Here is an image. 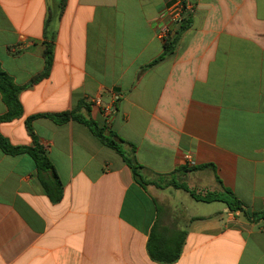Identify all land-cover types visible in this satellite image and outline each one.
Listing matches in <instances>:
<instances>
[{"label": "crops", "instance_id": "1", "mask_svg": "<svg viewBox=\"0 0 264 264\" xmlns=\"http://www.w3.org/2000/svg\"><path fill=\"white\" fill-rule=\"evenodd\" d=\"M176 1L190 10L171 38L186 28L164 53L157 30ZM47 44L50 69L32 82ZM0 68L22 87L21 117L0 123L12 146H32L28 117L77 110L133 146L154 183H136L85 125L35 118L62 197L51 203L27 154L0 151V264H160L146 251L155 223L184 232L171 264H264V219L169 184L226 189L248 215L264 212V0H0ZM187 198L202 212L188 214Z\"/></svg>", "mask_w": 264, "mask_h": 264}, {"label": "trees", "instance_id": "2", "mask_svg": "<svg viewBox=\"0 0 264 264\" xmlns=\"http://www.w3.org/2000/svg\"><path fill=\"white\" fill-rule=\"evenodd\" d=\"M186 26H181L179 31L173 38L164 41V53L171 51L175 45L176 37L180 31L184 30ZM163 53V54H164ZM44 70L43 72L32 79L35 82L41 77L48 74V71L52 62V48L51 45H45L44 51ZM161 55L159 58H162ZM22 87L17 86L12 78L7 75L0 68V96L3 104L6 107V112L0 116V123L10 122L14 119H18L22 115V108L18 100V95ZM37 117H44L52 120L57 124H63L69 120H75L85 125L90 132L95 136L101 144L115 151L123 160L125 165L130 169L133 180L140 186L144 187L147 183L142 177L141 170L143 167L136 161L132 155L133 146L130 147L131 152L128 153L124 150V141L113 135L111 132H106L104 128L97 126L95 122L90 119H86L79 115L77 110L67 111L58 114H45L28 117L25 120V128L27 133L32 138V146H12L7 139L0 134V151L5 155L15 156L19 154H27L34 162L37 169L38 178L45 195L49 198L51 203H58L62 197V184L59 181L56 172L46 156L44 148L38 143L36 136L34 135L31 122ZM170 186L181 189L189 194L195 201L204 203L221 202L226 205L230 212L240 211L244 215L251 217L253 220L264 219V212L253 213L248 215L243 211L242 204L234 197V195L223 189L219 193H207L204 196L197 195L194 191L189 190L185 185L177 184L174 181L169 182ZM168 229L160 230L155 223L151 228L146 243V251L149 258L160 264H171L177 261L181 253V245L184 238V232H168Z\"/></svg>", "mask_w": 264, "mask_h": 264}, {"label": "built area", "instance_id": "3", "mask_svg": "<svg viewBox=\"0 0 264 264\" xmlns=\"http://www.w3.org/2000/svg\"><path fill=\"white\" fill-rule=\"evenodd\" d=\"M189 10L190 5L182 1H176L175 3L167 7L164 13L162 14L163 22L157 30V37L161 41H166L170 39L173 33L175 32L176 27H178L183 21L184 14L187 13ZM119 99L120 95L113 94L111 99V105L104 106L101 108L106 123L114 114L115 104L119 101ZM91 103L96 106H100L99 98L92 100ZM185 159L189 166H194V162L188 155L185 156Z\"/></svg>", "mask_w": 264, "mask_h": 264}, {"label": "rangeland", "instance_id": "4", "mask_svg": "<svg viewBox=\"0 0 264 264\" xmlns=\"http://www.w3.org/2000/svg\"><path fill=\"white\" fill-rule=\"evenodd\" d=\"M163 179V178H162ZM160 180V182L164 183L163 180ZM184 204L186 205V208H187V213L188 214H191V213H194V212H202V204H197L198 206H196V204H194V202H192L189 198H187V200H184ZM169 210V215L167 216L168 218H171L172 216H176V219L174 220L175 222H178L179 218L177 217L178 214H176L175 211H173V209L171 208H168ZM166 219L164 222V224L168 225V226H171V224H174L172 223L171 219Z\"/></svg>", "mask_w": 264, "mask_h": 264}]
</instances>
